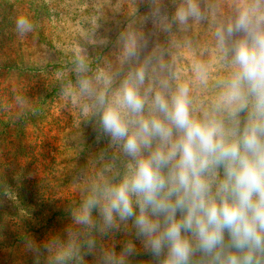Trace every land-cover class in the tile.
<instances>
[{"label":"clouds","instance_id":"obj_1","mask_svg":"<svg viewBox=\"0 0 264 264\" xmlns=\"http://www.w3.org/2000/svg\"><path fill=\"white\" fill-rule=\"evenodd\" d=\"M229 3L225 16L221 0H180L171 21L211 22L215 77L198 60L186 81L164 48L148 52L133 35L126 69L91 73L76 56L75 82L62 91L82 102L104 146L72 177L65 227L25 239L34 264H133L141 255L150 259L140 264H264V0ZM33 27L16 17L20 36ZM196 89L212 95L197 99Z\"/></svg>","mask_w":264,"mask_h":264},{"label":"rangeland","instance_id":"obj_2","mask_svg":"<svg viewBox=\"0 0 264 264\" xmlns=\"http://www.w3.org/2000/svg\"><path fill=\"white\" fill-rule=\"evenodd\" d=\"M208 0H202L206 4ZM180 0H0V238L17 244L22 234L43 242L61 231L69 203L76 199L72 177L104 145L94 143V120L74 95L63 93L75 82L76 56L86 58L91 73L126 69L125 38L148 43V52L164 48L166 59L192 81V65L207 63L218 74L210 21L171 23ZM230 13L229 0H221ZM33 30L20 36L18 15ZM165 25H170L166 28ZM197 99L212 95L195 90ZM17 97L23 104L16 103ZM65 218V219H64ZM57 220V222H56ZM21 222V223H18ZM29 227L21 224L28 223ZM53 226V227H52ZM45 232V233H40ZM9 235H14L8 240ZM122 234L114 237L117 251ZM18 246V245H17ZM24 251H28L25 249ZM93 264V257H86ZM150 259L141 255L133 264Z\"/></svg>","mask_w":264,"mask_h":264},{"label":"trees","instance_id":"obj_3","mask_svg":"<svg viewBox=\"0 0 264 264\" xmlns=\"http://www.w3.org/2000/svg\"><path fill=\"white\" fill-rule=\"evenodd\" d=\"M63 216L66 218L68 216V212L64 213ZM64 218V219H65ZM65 220H69V217ZM57 222V220H56ZM4 223V222H0ZM21 223V222H18ZM30 222L21 224L22 227H29ZM53 227V226H52ZM45 233V232H40ZM14 235H9V239ZM21 239H17V244L10 245L7 239L2 240L0 238V264H34V254L30 251H24L25 247V239L27 237H32L31 232L29 231L23 233ZM18 245V246H17ZM41 264H44V258H41Z\"/></svg>","mask_w":264,"mask_h":264}]
</instances>
